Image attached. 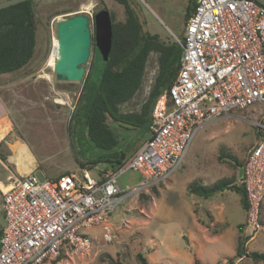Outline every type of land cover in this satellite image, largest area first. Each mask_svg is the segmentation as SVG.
I'll list each match as a JSON object with an SVG mask.
<instances>
[{
	"label": "rangeland",
	"instance_id": "374dc122",
	"mask_svg": "<svg viewBox=\"0 0 264 264\" xmlns=\"http://www.w3.org/2000/svg\"><path fill=\"white\" fill-rule=\"evenodd\" d=\"M187 3L188 0H134L144 31L157 34L169 42L177 41L182 36ZM101 8L107 9L114 20L124 18L123 6L114 0H33L36 24L34 55L21 69L0 74V98L13 121V130L6 137L10 147L13 149L16 141L22 138L37 162L20 143V151L15 149L14 152V163L10 159L13 150L1 143L0 181L7 174L18 175L21 174L19 172L28 171L31 163L39 178L44 175L55 177L63 173L80 174V167L88 169L94 177L97 176L96 170L104 167L105 162L102 159L109 151L96 147L84 133L82 114L92 100L98 82L96 73L86 85L79 110L81 115H77L73 121L70 120L93 59V15ZM77 13L86 14L89 18V58L84 64L82 79L58 80L53 64H48L53 39H56L57 22ZM157 67V56L150 53L139 89L130 100L119 105L120 112L141 111L157 74ZM252 117L251 108L236 110L201 126L195 132L180 168L157 188L158 197L153 196L150 191L144 193V196L133 193L116 205L108 218L114 228V239L111 242H104L99 230H91L89 233L95 241L87 253L61 256L44 264H128L136 261L137 252L145 255L149 262L158 264H195V259L209 264H220L234 257L240 233L235 226L227 230L228 236L220 242L203 246L193 242V198H198L200 202L203 199L189 194L186 186L190 181L199 179L205 183L229 179L239 185L238 174L241 167L227 156H233L242 163L256 143L258 137L256 128L251 123ZM107 122L116 134V129L111 125L118 122L110 117ZM119 124L124 126L125 123ZM133 128L138 130L139 127ZM139 134L137 131L123 130L116 135L118 143L127 144L136 141ZM221 149L227 153L225 156L220 155ZM17 166L21 168L19 172ZM229 198L231 202L235 201L237 208L231 220L240 221L243 210L239 204V195L233 192L229 194ZM262 209L264 214V200ZM2 224L0 203V226ZM248 230H243V236L250 238ZM247 241V251L264 253V232ZM233 259L235 261L237 258ZM236 264L264 263L255 262L251 257L243 255Z\"/></svg>",
	"mask_w": 264,
	"mask_h": 264
},
{
	"label": "built area",
	"instance_id": "2783aa9c",
	"mask_svg": "<svg viewBox=\"0 0 264 264\" xmlns=\"http://www.w3.org/2000/svg\"><path fill=\"white\" fill-rule=\"evenodd\" d=\"M181 45L176 78L152 105L147 139L120 165L94 177L86 168L55 177L39 178L34 171L8 176V186L0 188V264H44L83 255L95 241L91 230L111 242L114 228L108 218L123 198L168 180L201 126L250 108L259 135L239 184L248 235L264 232V6L254 0H196ZM127 172L140 180L123 189L119 178Z\"/></svg>",
	"mask_w": 264,
	"mask_h": 264
},
{
	"label": "trees",
	"instance_id": "16d2710c",
	"mask_svg": "<svg viewBox=\"0 0 264 264\" xmlns=\"http://www.w3.org/2000/svg\"><path fill=\"white\" fill-rule=\"evenodd\" d=\"M114 1L123 6L124 18L123 20H114L112 14H110L112 26L110 52L107 59L103 60L94 45L93 59L70 116V120L73 121L77 115H81L79 110L85 96L86 85L96 73L98 82L95 85L92 100L89 102L86 112H82L85 123L84 133L96 147L107 151H111L118 144L117 135L107 122L109 117L118 123L139 127L144 122V118L148 116V111L151 110L157 97L168 91L178 73L184 32L183 29L178 42L165 41L157 34L144 31L134 0ZM195 3L196 0H188L184 12V24L192 14ZM92 38L94 40V36ZM35 47L36 24L34 21L33 0H25L0 9V74L10 73L24 67L33 57ZM150 53L156 54L158 67L148 97L140 112L122 113L119 111V105L130 100L139 89ZM256 133L258 137L257 130ZM1 143L2 141L0 145ZM15 146L13 152H15ZM16 150L20 151L19 149ZM220 151L222 156L227 154L222 149ZM227 157L242 168L245 159L242 163H239L235 157L230 155ZM159 186H152L148 192L150 191L153 196L158 197L157 188ZM219 187L238 193L241 206L246 210L247 203L244 188L240 184H235L233 180L223 179L212 185L192 180L187 184L186 190L189 194L207 198ZM144 193L141 192V195L144 196ZM147 199L150 200V197ZM261 211L264 217L262 206ZM245 226V223L238 226L240 234L237 239L234 257L238 258L245 255L251 257L255 262L262 261L264 263V253L247 251L245 242L249 238L243 236ZM135 257L136 261L128 264H158L149 262L141 252H137ZM234 257L228 260L230 264H233ZM194 263L205 264L198 259H195Z\"/></svg>",
	"mask_w": 264,
	"mask_h": 264
},
{
	"label": "crops",
	"instance_id": "0c3cea01",
	"mask_svg": "<svg viewBox=\"0 0 264 264\" xmlns=\"http://www.w3.org/2000/svg\"><path fill=\"white\" fill-rule=\"evenodd\" d=\"M150 111L151 110L148 111V114H147L148 116L144 118V122L142 123V125L139 126V128H137L138 130H133L135 128H133V126L128 125V124H124L123 126V124L121 125L119 123H113L111 125L116 129V132H117L116 134H118L119 132H122L123 130H127V131H137L140 133L139 134L140 136L137 137L136 141L134 142H129V143L127 142V144L125 142L118 143L114 149L109 151V154L107 156L103 157L102 160L103 162H105V165L104 167L96 170V174H100L103 170L107 168L116 167L118 163L123 162L126 158H128L132 153H134L143 144V142L147 139L149 135ZM12 130H13V121L10 119L8 115V111H7L4 101L0 98V133H1L0 142L2 141V143L7 145L9 149L11 148L10 147L11 145L9 144V141L6 140V137L11 134ZM20 143L23 144L27 148L33 160L37 162L36 157L33 156L29 147L26 145V143L24 142L22 138H20L19 141H16L15 149L21 148ZM12 150L13 149L11 148V151ZM13 157H15L14 152H13V155L10 157V159H12V161L14 162ZM83 168L80 167V170H82ZM20 170L21 168L17 166V171L19 172ZM30 171H33L32 163L28 171H23L19 173H21L22 175ZM8 176L9 175L7 174L4 180L0 181V188L4 189L8 186V182H9ZM139 180H140V177L137 173L127 172L124 174V176H122V178H119V183L123 189H126L129 186H132L138 183ZM197 181H201L203 184H207V185H212L216 183V181H207V183H205L203 180H200V179ZM233 192L235 194H238L233 190H230L227 188L222 189V187H219L213 192L211 196L207 198L201 197L203 199L202 202H200L198 198H195V197L193 198V208H192L193 227H194L193 228V242H195L196 244H200L201 246L205 244H209V243L220 242V240L228 236L227 230L230 227L235 226L239 230L238 226L245 223L246 213H245V209H243L241 206L240 196H239V204L243 210L242 219L240 221L231 220L234 218L235 213L237 212V208L234 205L235 201L231 202L229 198V194ZM195 196L200 197L198 195H195ZM225 197H228V199H225ZM0 203H1V199H0ZM200 204H202L201 207H200ZM200 209H202V211ZM1 213H2V210H1ZM3 225H4V216H3V224L0 226V233H1ZM243 230H247V229L243 228ZM198 260L203 262L201 259H198ZM205 264H209V263H205Z\"/></svg>",
	"mask_w": 264,
	"mask_h": 264
},
{
	"label": "water",
	"instance_id": "95a60500",
	"mask_svg": "<svg viewBox=\"0 0 264 264\" xmlns=\"http://www.w3.org/2000/svg\"><path fill=\"white\" fill-rule=\"evenodd\" d=\"M25 0H2L0 9ZM264 6V0H254ZM94 45L99 56L106 60L111 48L112 26L109 11L101 8L93 15ZM57 55L53 62L56 79L78 81L85 71L90 54L91 30L86 14L77 13L57 22ZM242 170H239V177Z\"/></svg>",
	"mask_w": 264,
	"mask_h": 264
},
{
	"label": "bare ground",
	"instance_id": "6f19581e",
	"mask_svg": "<svg viewBox=\"0 0 264 264\" xmlns=\"http://www.w3.org/2000/svg\"><path fill=\"white\" fill-rule=\"evenodd\" d=\"M82 7H83V5H82ZM56 55H57V41L54 38L53 39V45H52V51H51V54H50L49 59H48V64L50 66H52V64L56 58Z\"/></svg>",
	"mask_w": 264,
	"mask_h": 264
}]
</instances>
